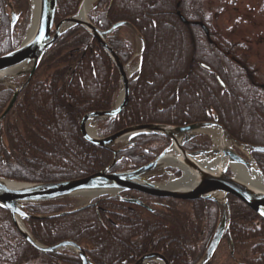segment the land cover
<instances>
[{
    "label": "trees",
    "instance_id": "1",
    "mask_svg": "<svg viewBox=\"0 0 264 264\" xmlns=\"http://www.w3.org/2000/svg\"><path fill=\"white\" fill-rule=\"evenodd\" d=\"M80 1L57 0L55 22L74 15ZM203 2L204 0H112L93 11V19H89L92 25L102 31L112 24L127 22L138 31L144 41L141 68L137 79L132 83L129 102L114 122L103 126L105 134L110 135L137 124L190 125L211 121L213 115H216L218 123L236 141L264 146V142L254 140H257L258 135L248 134L253 127L264 130V122L261 114H258L261 112L264 115L260 102L264 97V90L255 83L253 71L248 66H238L231 44L212 30ZM22 8L25 15L26 7ZM176 11L188 23L178 21ZM8 23L0 0L1 29H5ZM194 23L205 25L208 36ZM118 33L119 30L116 34ZM82 36L85 41L91 40L85 32ZM1 45L3 46V42L0 40ZM119 45L127 55L131 54L129 48L121 43ZM5 47L8 48L6 44ZM9 51L8 48L5 53ZM104 55L99 49L98 58L107 65L98 61L99 66H93V60L89 58L83 63L84 68L80 70L79 78L72 76L67 79L66 93L62 83L66 68L54 61L58 54L44 55L29 84L4 118L2 134L7 148L0 144V177L29 183L65 182L96 173L109 162V151L99 150L86 143L79 134L75 120V114L80 111L81 106L90 103L92 93L94 101L101 99L106 83H112V92L104 97L106 106L103 109H109L114 101L117 76L113 71V78L110 79L111 64ZM202 64L210 70L202 68ZM40 70H52L54 73L42 82L36 79ZM216 77L224 83L225 88H221ZM9 98L10 93L0 87V113ZM93 108L101 109L100 106ZM259 139L261 140L260 137ZM202 142L207 141L203 139ZM127 150L119 158L130 157L136 160V154L143 152L139 144L134 150ZM122 163L112 168L113 171L122 170L118 167ZM260 168L264 176V170L261 166ZM167 202L172 206L176 201ZM229 202L231 221L228 230L233 246L239 251L248 252L243 248L252 242V256L245 257L241 253L243 262L264 264V221L236 199L230 197ZM192 204H198L201 212L207 210L203 202L194 201ZM98 206L104 209H125L124 204L116 202L115 206L105 199ZM73 207L71 202L66 201L28 205L24 210L31 215H52L69 211ZM96 210V207L89 206L64 217L28 219L23 223L40 245L52 246L71 241L83 246L93 263L116 264V261L124 257L123 247L129 245L123 226H133L131 233L135 232L134 235L147 226L138 222L124 224L121 220L117 222L118 227L113 229L114 232L108 233L98 222ZM161 210L164 211V208ZM171 211L177 210L171 207ZM167 218L168 220L160 222V227L166 226L169 230L165 234L174 231L186 234L175 237L178 241L176 249L189 255L194 263L196 257L203 252L202 248L197 255H193L195 247L191 246L199 234L200 223L194 224L192 220L195 218L191 219L188 215L178 216L175 223L171 222L170 216ZM203 219L202 215L197 221ZM152 221L154 225L148 228L158 227V220ZM187 235L194 240L190 245H184L178 240L183 237L185 239ZM143 242L145 245L148 243ZM33 260H39V264L79 263L69 252L49 255L33 251L16 233L8 212L0 209V264H26Z\"/></svg>",
    "mask_w": 264,
    "mask_h": 264
},
{
    "label": "water",
    "instance_id": "2",
    "mask_svg": "<svg viewBox=\"0 0 264 264\" xmlns=\"http://www.w3.org/2000/svg\"><path fill=\"white\" fill-rule=\"evenodd\" d=\"M86 0L79 5L76 15L60 19L55 23L57 0H38V17L36 26L30 35L25 36L20 44L10 52L0 56V87L10 93L9 101L0 113V124L12 109L19 93L28 85L37 70L41 59L53 44L71 28H80L94 39L111 62L115 65L119 76L118 97L110 110L87 113L79 121V132L82 139L91 146L109 151L110 162L102 171L93 173L79 180L56 183H29L0 177V209L8 212L10 221L18 235L31 249L40 254L58 255L65 250L72 251L80 261L79 264H92L83 249L71 241H63L53 246L40 245L29 233L23 221L49 220L77 213L90 204L91 200L101 197H120V200L130 204L144 206L137 199L122 198L120 195L127 192H136L152 198L171 199L179 201H206L213 203L217 208V223L206 250L196 264H208L213 256L216 246L225 234L230 222V206L228 198H234L264 221V189L256 188L242 182L231 172V166L240 165L246 171L258 170L253 162L252 154L264 155V147L251 146L237 142L217 122H201L183 127H174L162 124H139L128 126L108 137L98 138L87 132V126L92 121L109 122L114 120L127 106L130 89L129 81L125 75L120 59L109 47L108 38L119 28L128 29L137 40L135 56L141 57L144 50V41L137 30L129 23H117L108 30L96 28L88 19L87 14L79 18V11ZM101 0H93L95 8ZM5 13L10 20V27L19 19L14 11L11 0H2ZM89 12V11H88ZM87 12V13H88ZM182 23H186L179 15ZM204 32L207 30L202 25ZM28 33V32H27ZM224 88V84L219 81ZM215 135V138H213ZM139 136H161L168 140V147L148 164L126 171L111 172L117 163V154L121 149L114 147L125 143L122 148L131 146L130 140ZM196 137H205L211 142V147L203 151L188 152L183 144L191 142ZM238 152H236V151ZM240 155H239V154ZM171 161L175 166L167 165ZM212 164V167L200 164ZM169 169L180 172L189 177L185 185L167 188L154 179L171 173ZM229 172L230 175L226 174ZM172 176V175H171ZM80 198L88 202L68 212L52 215H31L24 208L44 203L72 201ZM159 262L167 264L161 256L147 255L136 260L134 264H148Z\"/></svg>",
    "mask_w": 264,
    "mask_h": 264
},
{
    "label": "flooded vegetation",
    "instance_id": "3",
    "mask_svg": "<svg viewBox=\"0 0 264 264\" xmlns=\"http://www.w3.org/2000/svg\"><path fill=\"white\" fill-rule=\"evenodd\" d=\"M106 1H108L110 3L112 0H102L98 4V6L95 9H93V11L96 10L97 8H100L101 6H104L105 5L104 3H106ZM24 3H25V0H12L13 8L20 15V17L23 15V8L22 7L24 6ZM88 17H90V19H93V15H90V13L88 14ZM91 24H93V23L91 22ZM194 24H196V23H194ZM199 26L200 27L202 26L201 23H199ZM203 26L205 27V25H203ZM201 29H202V27H201ZM205 29L207 30L208 28L205 27ZM105 30H107V29H105ZM118 30L120 31V29L115 30L113 32L112 36H110L108 38V45L116 53L115 55H117L118 58L120 59L123 70L125 72V75L129 81V89L131 91L132 83L137 79V77H138L137 74L140 72L143 53H142L141 57L135 56L134 52L130 51L129 40L123 38L121 36L120 32L118 34H116V32H118ZM203 32H204V30H203ZM82 33H83V30L78 28V27L74 28V29L71 28L70 31L65 33L63 36H61L54 43V45L52 46V48L48 52V53H51L52 55L58 54V56L54 57L55 58L54 61L58 62L59 64L62 65V67L67 69V71L63 75L64 93H66L65 83H66L67 79L69 77H72V76L73 77L76 76V78L80 77V70L83 68L82 64L84 61H88V59L91 58L93 60V66H94V64L99 66L98 61L101 64L104 63V61L101 58H98L99 57V49L103 52L101 47L98 46V43L95 40H93L92 38L90 41H85V39H84L85 37L82 36ZM204 34L206 36H208V32H207V34L204 32ZM120 43L123 46L129 48V51L131 52L130 55H127V53L124 52V48L120 47V45H119ZM103 54H105V53H103ZM107 59L109 60L110 64L112 65L111 60L108 57H107ZM104 64H106V63H104ZM135 64H137V68L134 67ZM111 65L109 68L112 67ZM201 67L205 68L207 71L210 70L209 67H207L203 64L201 65ZM129 70H132V71L134 70V71L132 72V74L127 75ZM114 72L116 73V76H117V82H116V84H117L116 90L117 91H116V94L114 95L115 96L114 100H116L118 89H119V86H118L119 85V76H118L119 74H118L116 68H115ZM110 73H111V77H110V79H111V78H113V76H112L113 70H111ZM216 80H217V77H216ZM104 85H105V89L101 92V99H100L101 101H99V102L94 101L92 98L93 97V93H92V97H90L91 100H89L90 103L89 104H83L81 106L80 111L75 114V120L78 123V127H79V121L81 120L80 118H82L87 113H93L95 111L106 110V109H103V107H102L105 104L104 103L105 101H103V100L105 99L104 97L109 96V94L112 92V83L110 84V82H109V83H106ZM99 86H101V85H99ZM224 88H225V85H224ZM129 99H130V97H129ZM93 106H95V107L100 106L101 109H95V108H93ZM215 117L217 119L216 123H218V118L216 115H213L211 121H205V122H213ZM116 118L112 121L107 122V123L97 124L94 127L96 134L99 137H106V136L108 137L109 134L108 135L105 134L103 132L102 128H103V126H107L110 122H114L116 120ZM196 123H201V122H196ZM174 127H183V126H174ZM2 131H3V126L0 127V144H3ZM203 139L204 138H202V137H196L191 142L183 144V149L188 151V152L206 150L209 147V144H208V142L203 143L202 142ZM129 142L132 145H131V147L128 148L127 151H129V150L132 151L135 149V147H137L138 144H139V146H142L145 143L148 144L149 146H151L150 144H154V145L156 144V145H158L157 148H160V149H159V152H156V153H153L149 149H144L140 155L136 154V156L138 157L136 160H134V158H130V157L119 158L120 154L125 150L119 151V153L117 154V157H116L117 161H119V163L124 162V161L125 162H127V161L131 162L132 161L131 163L137 164V165H134L133 167L128 168V169H133V168L141 167V166L148 164L149 162H151L155 158V156H157L162 151H164L169 145L168 140L166 138H162L160 136L159 137L158 136L137 137V138L130 140ZM120 147H121V145H119V147L118 146L115 147L114 150H118V149H120ZM151 148H153V147H151ZM149 156H150V158H149ZM252 156H253L254 162H256L258 164V162H257L258 161V155L253 153ZM173 171H171L173 173V175L176 178H178L179 174L177 172H173ZM163 178L164 177L156 178V179H154V181L160 182ZM120 196L122 198L137 199L141 203H143L144 206H139L136 204H130L127 202H123L122 200H120V197H118V196L112 197L111 199L110 198H100L98 200L91 201L89 204V206H94L97 208V210L95 212L96 216H97V220L102 226H104L106 228L108 233L112 232L114 228H117L118 227L117 222H119L121 220H123L124 224L125 223H134L135 224L136 222L142 224V222L144 221V218L147 216L148 213L152 214V215H156V216H161V215L163 216L164 215L163 218H165L166 220H168L167 217L170 216L172 218L171 222H173V223L176 222L174 215H177V214H175V212L163 211L161 209L155 210V208L159 209V208L167 207L166 206L167 204L165 201H169L171 199L164 200L163 198L162 199L152 198V197H149V196H146L143 194L141 195V194L136 193V192H127V193L121 194ZM104 199L110 200L111 204H113L115 206H116V202H119L120 204H124L125 209L117 210V209H104V208L99 207L98 204L100 203L101 200H104ZM172 201L178 202L177 200H172ZM182 202H185V201H182ZM200 202H203V201H200ZM203 203L210 204L209 202H205V201ZM211 205H213V204H211ZM134 207L141 208L142 210L135 209ZM185 215H188V217H190L191 219L195 218L196 220L195 219L192 220V221H194V224L196 222L197 224L200 223V225L203 224L205 226L204 228H199V229H201V231L199 230V234H198V236L200 235V238L204 237V234L206 232V228L208 227V231L206 233L209 232V234H206V235H208L210 238L207 236L205 239V241H207L209 239V241L205 245V249H206V246H208V244L210 242V239L213 235V231H214V228L216 225V219H215L213 229L210 231L209 230L210 229V222H209V219H207V218H208V215L213 216L214 212L211 210V211H206L202 214H199L198 212H195L192 214L179 213V216H185ZM202 215H204L203 218H205V220L203 219L204 220V221L202 220L203 222L197 221V219ZM158 221H156V223L158 224V227L161 228L160 227L161 223ZM190 222L191 221H189V223ZM155 228H157V227L155 226L154 228H150V229L151 230H157ZM122 229L125 232H127L126 237L128 238L127 241H129V245L124 246V248H125V250L127 249L126 251H128V252H127L126 256H124L122 258L121 261H116V262H118L116 264H134L136 262V260H139L140 258L145 257L147 255H151V254H156V255L161 256L164 260H166L167 264H196L199 261L200 257H202L203 253L205 252V249H204L202 255L199 257L197 256L195 262L193 263V260H191L189 255L186 256L184 254V252H182L181 254L178 252V250L176 249V246H177L176 241L175 240L172 241V238H170V236H168L167 234H166V236L168 238H166V236L165 235L163 236L162 234L154 236L153 238L149 239L150 241H148V243H147L148 246L143 247L142 243H139L138 245H136V242L137 241L141 242V240L143 241L145 239V236H147L146 233L147 232L151 233L153 231L145 230V228H143V229H140L139 232H136V235H134L135 232L131 233L133 231V226H123ZM135 229H136V226L134 225V230ZM133 238H136V239H133ZM165 239H168V241H166ZM131 240H134L133 244L130 242ZM223 241H225L228 244V245L226 244V246L229 247V254L227 256L229 257L231 264H246L238 256L239 250L235 249V247L233 246L232 236H230L229 230L227 231V233H225L223 235L218 246H216L217 248H216V250H215V252H214L213 256L211 257L208 264H212L214 256H215L219 246L221 245V243ZM149 244L152 245V249H150ZM130 245H132L133 247L131 248ZM79 246L83 249L84 253H86V255L88 256L91 263L95 264L91 260L90 256L88 255V252L85 250V248H83V246H81V245H79ZM156 246H158V247H156ZM89 251L91 252L92 250L89 249ZM66 252H69V251L65 250L63 253H66ZM73 256H75V255H73ZM78 261H79V259H78ZM79 263H80V261H79ZM148 264H159V263L149 262Z\"/></svg>",
    "mask_w": 264,
    "mask_h": 264
},
{
    "label": "rangeland",
    "instance_id": "4",
    "mask_svg": "<svg viewBox=\"0 0 264 264\" xmlns=\"http://www.w3.org/2000/svg\"><path fill=\"white\" fill-rule=\"evenodd\" d=\"M81 1L79 4H81ZM24 6L26 7V13H25L23 18H19V21L15 24V26L13 28L10 27L9 23L5 29H1V26H0V29L2 30V34H1V30H0V34H1L0 40L3 42V46L2 45L0 46V54H4L8 48H9V50H11L12 48L16 47L18 44H20V42H22L24 40L23 38H25V36H26V34L30 28V23H31L30 17L32 15V10H33L31 0H25ZM203 6H204L205 14L210 17L209 20H210V23L212 26V30H214V32L217 35H219L220 37H222L226 42H229L231 44L232 51H233L232 53L234 55V60L236 61L238 66L239 65H241L242 67L248 66L249 69L253 71L255 83L260 85L261 89L264 90V0H204ZM4 8H3V13L5 11ZM77 10H78V7H77ZM76 12H75V14H76ZM89 13H90V15L93 14V10L90 11ZM179 15H180L179 12L176 11V16L178 17V19H179ZM178 21L181 22L180 19ZM187 23H188V21H187ZM183 24H185V23H183ZM196 25H199V23H196ZM201 25H203V24H201ZM119 32L123 38L129 40L130 51L134 52V54H135L136 50H138V48H137L138 44H136V41L134 40L132 33L126 28H122V29L120 28ZM207 32H208V30H207ZM5 44H6V46H8L7 49L5 47ZM111 66H112L111 70L114 71L115 65L112 63ZM134 67L137 68V64H135ZM66 71H67V69L64 72H66ZM53 73L54 72L52 70H50V71H46V70L41 71L40 70L36 75V79L41 80L42 82L46 81V79H48L49 76ZM48 83H50V82H48ZM62 83H63V80H62ZM130 93H131V91H130ZM99 101H101V100H99ZM103 101H106V100L104 99ZM260 102H261L263 110H264V97H262ZM113 105H114V103L111 105V107H109V109L106 108V110L107 111L110 110L113 107ZM102 107H105V104ZM106 110H104L102 112H105ZM95 112H97V111H95ZM258 114H261L262 121L264 122V115H262L261 112H258ZM102 123H103L102 121H95V122L91 123L90 125L91 126L93 125V128H94L97 124H102ZM3 124H4V120L2 121V124H0V125L3 126ZM137 125H139V124H137ZM131 126H133V125H131ZM259 126L261 127V125H259ZM122 129H124V128H122ZM122 129H120V130H122ZM78 131H79V127H78ZM79 134H80V132H79ZM248 134L249 135L255 134L256 136L258 135L257 140L254 138L253 139L255 141H258V142L259 141L264 142V130L263 131L259 130L256 127L254 129V127H253V129ZM259 137L261 138V140L259 139ZM204 139H206V141L209 142V144H211V142L207 138H204ZM3 145H5V147L7 148V145L4 142V139H3ZM150 145L151 146H149L148 144L145 143L142 146H140V148L142 151L144 149H149L153 153L159 152L160 148H157L158 145H156V144L155 145L150 144ZM259 146L264 147L263 145H259ZM151 147H153V148H151ZM257 155H258V161H257L258 167L260 168V166H261L264 170V158L261 157L264 155L263 154H257ZM149 158H150V156H149ZM131 162H128V161L123 162L118 167H119V169L126 170L128 168L133 167L134 165H137V164H133ZM108 164H109V162L102 169H100L98 172L102 171L105 167H107ZM262 176H263V174H262ZM173 179H175V178H173ZM168 182H170V177H168V178L164 177L159 183L162 185V184H166ZM164 200H167V199H164ZM165 202L167 204V205L165 204L167 207L164 208V211L171 212V207L172 208L174 207L175 210H177V211H175V214H177V215H174L175 219L176 218L178 219L179 213L192 214V213L198 212L199 214H202L206 211L212 210L214 212V215L213 216L208 215V218H207V219H209V222H210V229L209 230L211 231L213 229L215 219H216V223H217L216 206L211 205V203L210 204L203 203L205 208H207V210L201 212L198 204H192V202L194 203V201L175 202V204L172 206H171L170 202H167V201H165ZM71 203L75 207L76 206L81 207V206L85 205L87 203V201H85L84 199L81 198L80 200L78 199V200L71 201ZM156 209L160 210L161 208H159V209L155 208V210ZM163 217H164V215L163 216L162 215L156 216V215H152V214L148 213L147 216L144 218V221L142 222L145 226H147V227H145V230H151L148 227H150L151 225H154L152 220H159L158 222L162 223L163 219H165ZM203 217H204V215H203ZM204 220H205V218H204ZM166 225H167V223H166ZM165 227L164 228L157 227V228H155L157 230H151V231H153L151 233L147 232L146 233L147 237L145 236V239L143 241L148 242V241H150L149 239H151L154 236L159 235V234L166 236L165 233L169 230ZM199 227L204 228L205 226L203 224H201ZM199 230L201 231V229H199ZM207 231H208V227L206 228V232ZM184 232H186V230H184ZM206 232H205L203 238L202 237L200 238V235H199L196 237V241L194 242V244H191V246L195 247V251H194L193 255H195V253L197 255L198 252H200V249H202V248L204 251L205 245L209 241V239L207 241H205L206 237L208 236L206 234H209V232L208 233H206ZM182 233L183 232H181V231H174V232H170V234H167V235L170 236V238H172V241H174L175 237L181 236ZM183 235H186V234L183 233ZM166 238H168V237L166 236ZM183 238H178V240H181L180 242H182L184 245H187V244L190 245V242L194 241L193 239L189 238L188 235L185 237V239H183ZM133 239H136V238H133ZM165 240L168 241V239H165ZM186 240H188V242ZM143 241L141 240L143 247L148 246V244L145 245ZM175 241H177V240H175ZM130 242L133 244L134 240H131ZM136 243H140V242L137 241ZM176 243H178V241ZM109 244L112 245L111 242H109ZM226 244L227 243L225 241H223L221 243V245L219 246V248H218V250L214 256L212 264H231V261H230L229 257L227 256L229 254V247L226 246ZM251 244H252V242H249V244L248 245L246 244L243 248V250L247 249L248 252L238 251V253H239L238 256L240 257V259L242 261L244 258H242L241 253H244L245 257L251 255V251H252V245ZM116 247L118 248V246L115 245V248ZM120 247H123V246H120ZM130 247L132 248L133 246L130 245ZM149 247H150V249H152V245L149 244ZM156 247H158V246H156ZM123 249H124V247H123ZM126 250L122 251L123 256H126V254L128 252ZM69 252L73 253L72 251H69ZM178 252L180 254L182 253V251H178ZM202 253L203 252H201L200 255H202ZM121 260H119V261H121ZM152 263H159V262H152ZM26 264H39V260H33V261H30ZM159 264H161V263H159Z\"/></svg>",
    "mask_w": 264,
    "mask_h": 264
},
{
    "label": "bare ground",
    "instance_id": "5",
    "mask_svg": "<svg viewBox=\"0 0 264 264\" xmlns=\"http://www.w3.org/2000/svg\"><path fill=\"white\" fill-rule=\"evenodd\" d=\"M31 4L33 6V10H32V15H31V23H30V28L28 30L27 35H30L35 26H36V22H37V18L38 17V0H31ZM93 4V0H86L84 2V4H82L83 6L81 7V10L79 11V15H77L79 18L84 17L86 14H88L87 12L90 10V8L92 7ZM134 71V70H133ZM131 70H129L128 74H132ZM93 126H91L90 124L87 127V132L90 135L94 134V130L92 129ZM213 138H215V135H213ZM167 165H171V166H175L177 164H173V162L171 161H167L165 162ZM201 166H207V167H212V164H200ZM231 172L235 175L236 178H238L239 180H241L244 183H247L249 185H252L256 188L259 189H264V179L260 173L259 170H253L251 169L250 171H246V169L240 165H233L231 166ZM183 177L180 179H170V182L166 183L164 186L167 188H172V187H180L182 185H185L186 182L189 180V177L186 175H182ZM155 227V226H154Z\"/></svg>",
    "mask_w": 264,
    "mask_h": 264
},
{
    "label": "snow or ice",
    "instance_id": "6",
    "mask_svg": "<svg viewBox=\"0 0 264 264\" xmlns=\"http://www.w3.org/2000/svg\"><path fill=\"white\" fill-rule=\"evenodd\" d=\"M262 214H264V213H262Z\"/></svg>",
    "mask_w": 264,
    "mask_h": 264
}]
</instances>
